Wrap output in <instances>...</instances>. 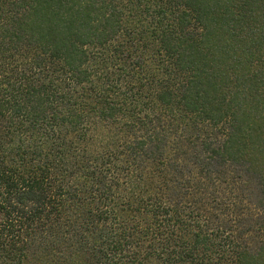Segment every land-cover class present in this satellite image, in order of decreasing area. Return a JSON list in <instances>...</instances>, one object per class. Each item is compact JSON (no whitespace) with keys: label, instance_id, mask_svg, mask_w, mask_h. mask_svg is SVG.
I'll use <instances>...</instances> for the list:
<instances>
[{"label":"trees","instance_id":"obj_1","mask_svg":"<svg viewBox=\"0 0 264 264\" xmlns=\"http://www.w3.org/2000/svg\"><path fill=\"white\" fill-rule=\"evenodd\" d=\"M0 264H264V0H0Z\"/></svg>","mask_w":264,"mask_h":264}]
</instances>
